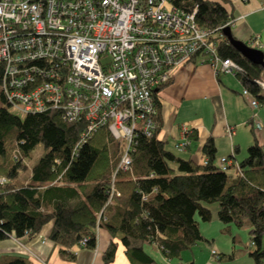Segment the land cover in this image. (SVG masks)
Segmentation results:
<instances>
[{"label": "trees", "instance_id": "obj_1", "mask_svg": "<svg viewBox=\"0 0 264 264\" xmlns=\"http://www.w3.org/2000/svg\"><path fill=\"white\" fill-rule=\"evenodd\" d=\"M169 1L179 9L196 8V21L212 32L209 39L216 44L219 55L242 67L235 75L250 91L251 95L246 96L264 104V93L256 82L264 76V67L244 57L222 33L224 27L231 26L232 19L225 2ZM202 55L204 52H199ZM191 62L210 64L202 63L198 55ZM3 73L4 66L0 64V87ZM168 84L154 92L158 109L155 133L151 136L137 133L131 168L118 170L115 180L118 194L109 203L112 176L124 143L114 139L107 128L100 127L80 145L87 126L84 117L68 121L57 108L20 112L13 108L1 88L0 178L5 181L0 183V240L32 238L53 221L50 238L64 247V258L73 260L76 253L71 249L96 248L98 230L104 228L111 240L102 264L114 260L118 241L125 247L131 264H159L146 251V244L157 245L168 260L181 258L183 251L204 239L196 216L209 221L211 210L204 204L217 202L218 217L225 225L250 224L249 254L253 264H264L263 145L255 136L248 154L240 160L234 153L237 150H232L226 156L231 160L226 169L216 162L214 136L203 145L202 162L170 150L158 137L160 92ZM187 138L190 142L197 140V132L189 128ZM10 146L17 147L12 155L8 154ZM38 146L43 153L30 165ZM24 174L28 175L22 180ZM0 264L34 263L22 255H9Z\"/></svg>", "mask_w": 264, "mask_h": 264}, {"label": "built area", "instance_id": "obj_2", "mask_svg": "<svg viewBox=\"0 0 264 264\" xmlns=\"http://www.w3.org/2000/svg\"><path fill=\"white\" fill-rule=\"evenodd\" d=\"M211 33L196 21V8L179 9L169 0H0L1 88L20 112L57 108L68 121L84 117L80 145L100 127L124 143L109 203L118 194V170L131 168L137 133H155L154 92L172 80L175 69L198 55L216 73L242 70L219 55ZM248 44L264 52L258 37ZM256 82L264 93V76ZM242 92L251 95L247 88ZM251 102L260 105L255 97ZM262 127L255 121L257 130ZM181 132L177 148L185 149L189 128L183 125ZM229 163L220 160L223 169Z\"/></svg>", "mask_w": 264, "mask_h": 264}, {"label": "crops", "instance_id": "obj_3", "mask_svg": "<svg viewBox=\"0 0 264 264\" xmlns=\"http://www.w3.org/2000/svg\"><path fill=\"white\" fill-rule=\"evenodd\" d=\"M213 1H224L232 12L231 28L236 38L247 43L258 37L264 43V0ZM244 88L237 75L218 74L208 63L188 62L178 66L173 80L160 92L161 123L158 137L175 153L202 162L205 161L203 145L210 136H214L217 163L222 157L230 156L234 149L237 150L234 152L236 159L240 160L237 153L245 147L248 149L255 136L260 144H264V125L260 130H251L255 127V121H262L264 108L260 106L263 104L255 107L251 99L243 95ZM183 125L197 132V140L191 141L185 149H179L177 144L182 140ZM230 127L233 131L228 133ZM204 205L212 214L209 221H202L196 216L204 239L183 251L181 258L168 260L161 249L151 243L146 244V251L159 264H253L249 254L252 247L250 226L243 228L234 223L225 225L218 217L219 204ZM53 224V221L46 223L32 238L22 236L0 240V260L9 255H22L34 264L103 263V253L111 240L108 230H98L96 248L74 246L71 250L76 253V258L69 260L62 255L64 247L50 238ZM213 250L217 251V255ZM229 254L234 255L233 259L225 256ZM109 264H131L120 241L114 260Z\"/></svg>", "mask_w": 264, "mask_h": 264}, {"label": "water", "instance_id": "obj_4", "mask_svg": "<svg viewBox=\"0 0 264 264\" xmlns=\"http://www.w3.org/2000/svg\"><path fill=\"white\" fill-rule=\"evenodd\" d=\"M222 33L244 57L249 59L251 62L264 67V52L262 50L251 47L243 40L236 38L233 34L231 26L224 27L222 29Z\"/></svg>", "mask_w": 264, "mask_h": 264}, {"label": "rangeland", "instance_id": "obj_5", "mask_svg": "<svg viewBox=\"0 0 264 264\" xmlns=\"http://www.w3.org/2000/svg\"><path fill=\"white\" fill-rule=\"evenodd\" d=\"M0 89H1V87H0ZM1 104H3V102H2V100H1V95H0V105ZM260 108H264V104L263 105H261L260 106ZM261 119H262V121H263V123H264V110H263V112L261 113ZM261 121V122H262ZM262 123V124H263ZM264 125V124H263ZM258 132H260V131H258ZM244 145V144H243ZM263 145V149H264V144H262ZM17 147H15V146H10L9 147V150H8V154L10 153L11 155L13 154V151L16 149ZM42 153H43V148L41 147V146H38L34 151H33V154H32V158L29 160V164L30 165H32L41 155H42ZM248 154V151H247V148L245 147L244 149H243V151H241V152H239V153H237V158L238 159H242L243 157H245L246 155ZM27 175L28 174H24V175H22V180L23 179H25V177H27ZM115 180H116V178H115ZM217 202H214V203H212V204H216ZM217 204H219V203H217ZM250 226V224L249 223H247V224H245V226L243 225L242 227L243 228H247V227H249Z\"/></svg>", "mask_w": 264, "mask_h": 264}]
</instances>
